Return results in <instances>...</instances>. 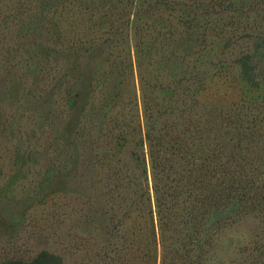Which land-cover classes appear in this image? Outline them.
<instances>
[{
  "label": "trees",
  "instance_id": "1",
  "mask_svg": "<svg viewBox=\"0 0 264 264\" xmlns=\"http://www.w3.org/2000/svg\"><path fill=\"white\" fill-rule=\"evenodd\" d=\"M46 1L27 0L17 9L22 25L18 40L29 33L23 16L36 13L46 21ZM145 4L147 11L152 4ZM223 9L229 13L222 14ZM142 12L140 4L134 12L138 20ZM2 16L0 5V31ZM178 23L194 36L196 55L209 52L217 39L238 46L232 62L245 89L239 87L236 101L222 100L226 61L213 67L202 55L185 61L166 48L161 26L150 24L144 36L135 20L130 34L140 104L134 95L109 90L106 77L99 80L103 89L84 97L78 58L67 59L77 63L71 75L59 73L43 87L35 79L19 95H9L15 100L1 101L9 106L3 130L25 126L47 138L32 149L25 147L23 171L29 174L38 165L37 171L70 187L68 203L79 199L83 207L76 229L81 236L72 227L67 243L69 251L80 253L49 247L26 253L14 245L0 251V264H264V47L250 40L264 32V0L240 7L232 0H193L190 14ZM2 30L9 35V29ZM109 40L108 35L97 36L84 52L93 54ZM2 43L1 36L0 53ZM59 51L62 61L67 50ZM72 52L83 55L74 48ZM17 63L31 68L29 62ZM33 91L37 101L28 96ZM45 96L48 100L40 103ZM18 138L22 147L30 144L23 134ZM94 215L103 225L97 233L89 226ZM245 221L253 223L247 235Z\"/></svg>",
  "mask_w": 264,
  "mask_h": 264
},
{
  "label": "rangeland",
  "instance_id": "2",
  "mask_svg": "<svg viewBox=\"0 0 264 264\" xmlns=\"http://www.w3.org/2000/svg\"><path fill=\"white\" fill-rule=\"evenodd\" d=\"M145 1H46L48 2L46 4V21L36 18V13H33L31 17L23 16L24 21L28 23L29 33L25 35V40L20 41L15 37L18 35V28L22 29L16 14L17 9L21 4L27 3V0H2L0 4L3 12L0 31V37H3L2 52L0 53V64L3 66L2 72H0V251L16 245V248L26 253L36 251L41 247L54 248L57 252L65 254L81 252L76 249L69 251L67 244L68 233L72 227L74 233L81 236L76 231L82 221V214L79 213L83 207L81 200H73L68 203V197L71 194L70 187L67 190L64 185L59 183V180L51 178L44 170L37 171L39 170L38 165L34 164L35 170L29 174L23 171L27 167L23 162V157L27 154H24L27 145H30L29 149H32L35 142L44 144L47 138L31 134L25 126L20 128L9 125L8 130H3L9 106L7 104L5 107L1 101L10 103V99L15 100L9 95L15 93H17L15 96L19 95L22 86H31V83L38 79L43 87L45 82L48 85L51 84L50 82L58 77L59 73L71 75L73 71H76L77 63L69 64L70 60L67 59L75 61V58H78V64L82 65L77 72L82 79L80 88L84 97L91 94L92 90L94 94H97L98 89H103L104 85L101 81L106 77L109 79V90L114 89L115 92L132 98L134 95L140 104L139 67L130 34L132 31L131 21L135 20L143 27L144 36L148 32L150 24L158 25L159 28L161 26V30L166 33L167 37L175 32L169 39L166 37L164 43L166 48L175 50L176 54H180L185 61L196 60L199 55L204 56V61L212 62V67L220 60L226 61L229 69L223 91L225 95L222 98L223 101H236L239 97V87L245 89V83L239 77V67L232 62L239 50L238 46L232 43L225 46L224 40L217 39L208 48L209 52L196 55L195 47L197 46L194 36L180 30L181 25L178 21L190 14L193 0H161L165 4L155 3L156 0H147V5L148 2L152 4L147 11L144 9ZM254 1L232 0V5L246 6ZM140 4L143 12L138 20L134 12L138 11ZM32 11H35V8ZM222 11V14L229 13L226 9ZM47 12H50L51 15ZM60 14L64 16L63 19L60 18ZM3 28L9 29V35L5 33V30H2ZM115 31L118 32L115 33ZM257 33L258 38L250 40L262 44L260 47L262 49L264 47V32L257 31ZM107 35L110 40L105 46L92 51L93 54L86 55L84 51L90 45L91 40L97 36L105 37ZM48 38H50V42H48ZM110 43H112L111 47ZM252 43L249 42V45ZM15 44L20 45L17 51L11 49V47L15 48ZM60 47L67 50L65 59L62 61L58 55ZM73 48L83 55L74 54ZM44 57H47L48 60L43 59ZM198 58L200 59V57ZM17 61H24L25 64L29 62L31 68L25 69ZM64 64L67 66L62 69ZM39 69L42 70V76L38 74ZM92 78L96 80L92 87H88L87 84ZM226 85L228 86L227 90ZM28 96L36 100L34 91L32 95ZM46 100L48 97L45 96L40 103L43 104ZM139 108L141 109L140 105ZM18 134H23L30 144L22 147L23 141L19 140ZM31 153V156H36L33 151ZM43 161V159H39L40 164ZM263 170L264 168L261 171ZM30 193L33 198L28 199ZM53 196L55 201L52 200ZM70 211L72 212L70 213ZM90 221L89 226L92 227L94 233L102 229L103 225L99 217L96 218L94 215ZM252 227L251 221H245L243 224L244 234H249ZM110 251H112L111 248Z\"/></svg>",
  "mask_w": 264,
  "mask_h": 264
}]
</instances>
